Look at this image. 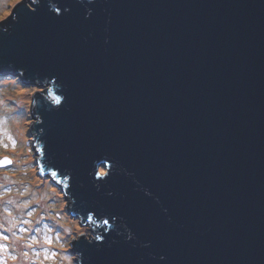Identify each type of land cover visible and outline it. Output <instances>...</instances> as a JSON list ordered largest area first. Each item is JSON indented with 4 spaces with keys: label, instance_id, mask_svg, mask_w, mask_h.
Wrapping results in <instances>:
<instances>
[{
    "label": "water",
    "instance_id": "1",
    "mask_svg": "<svg viewBox=\"0 0 264 264\" xmlns=\"http://www.w3.org/2000/svg\"><path fill=\"white\" fill-rule=\"evenodd\" d=\"M8 74L50 88L31 134L93 222L77 264H264V0H25Z\"/></svg>",
    "mask_w": 264,
    "mask_h": 264
},
{
    "label": "rangeland",
    "instance_id": "2",
    "mask_svg": "<svg viewBox=\"0 0 264 264\" xmlns=\"http://www.w3.org/2000/svg\"><path fill=\"white\" fill-rule=\"evenodd\" d=\"M24 1L0 0V23L12 16L14 8ZM19 79L10 74L0 75V159L5 157L10 162L0 168V207L3 206L4 210L0 212L1 264H23L24 261L39 264L42 257L50 262L77 264L79 254L72 252L74 239L87 234L85 240L90 241L96 236L90 224L82 225L77 217L72 216V203L63 193L62 184L42 174L37 165L38 148L31 134L36 117L32 114L31 102L34 94L46 87L26 84ZM29 183H34V187L28 186ZM45 190L53 191V194L44 199ZM16 196L21 198L24 220L13 216ZM30 196L32 200H29ZM53 206L56 207L47 209ZM13 220V226L7 228V221ZM20 247L33 259H23Z\"/></svg>",
    "mask_w": 264,
    "mask_h": 264
},
{
    "label": "bare ground",
    "instance_id": "3",
    "mask_svg": "<svg viewBox=\"0 0 264 264\" xmlns=\"http://www.w3.org/2000/svg\"><path fill=\"white\" fill-rule=\"evenodd\" d=\"M24 83H26V82H24ZM28 186H30V187H34V183H29V185ZM44 192V199H45V197L47 196V195H50V194H53V191H47V190H45V191H43ZM37 194H39L38 192H37ZM31 195H33V197L34 198H36L35 196V194H31ZM30 199L29 200H32V196H30L29 197ZM56 198V200L59 198V196H57V197H55ZM18 199H19V201H18ZM20 200H21V198H19L18 196H16L14 199H13V203H14V206H15V208L14 209H12V212H13V216H15V217H18V218H20L21 220H24L25 218H24V212L23 211H21V208H22V206L20 205ZM23 201H25V199H23ZM23 201H21V202H23ZM60 201V200H59ZM62 201H60V203H61ZM47 203V202H46ZM45 203V204H46ZM45 204H43V205H45ZM56 206H53V207H47V209L49 210V209H51V208H55ZM17 209H19L20 210V212H21V215L19 214V212H18V210ZM3 206H1L0 207V212L1 213H3ZM14 220L13 221H7V228H11L12 226H13V224H14ZM68 223L70 224V221L68 220ZM86 230V229H85ZM62 243V242H61ZM63 244V243H62ZM41 248H43V247H41ZM60 252V254H62L63 253V251H59ZM19 253H20V256L23 258V259H25V260H28V258H32L33 259V257L32 256H30V255H28V253H26L21 247L19 248ZM50 261H48L47 260V258H45V257H42V258H40V261H39V264H63L61 261H56V262H50ZM16 263V262H15ZM24 263H26V264H28L26 261H24L23 262V264ZM65 264V263H64ZM67 264H69V263H67Z\"/></svg>",
    "mask_w": 264,
    "mask_h": 264
},
{
    "label": "trees",
    "instance_id": "4",
    "mask_svg": "<svg viewBox=\"0 0 264 264\" xmlns=\"http://www.w3.org/2000/svg\"><path fill=\"white\" fill-rule=\"evenodd\" d=\"M20 80V79H19ZM26 84H35V83H33V82H28V83H26ZM36 85V84H35ZM49 90H50V88L49 87H47V88H45V90H44V92H49ZM33 114V113H32ZM47 175H49V176H51L53 179H54V177H53V175H51V174H47ZM60 184H62V183H60ZM62 188H63V193H64V190H65V185L64 184H62ZM92 221L89 223L91 226H93L92 225ZM92 229H93V227H91Z\"/></svg>",
    "mask_w": 264,
    "mask_h": 264
},
{
    "label": "snow or ice",
    "instance_id": "5",
    "mask_svg": "<svg viewBox=\"0 0 264 264\" xmlns=\"http://www.w3.org/2000/svg\"><path fill=\"white\" fill-rule=\"evenodd\" d=\"M57 11H59V10H57ZM57 102H59V98H57ZM104 223L107 224L108 221H104ZM97 239H100V237H97Z\"/></svg>",
    "mask_w": 264,
    "mask_h": 264
},
{
    "label": "flooded vegetation",
    "instance_id": "6",
    "mask_svg": "<svg viewBox=\"0 0 264 264\" xmlns=\"http://www.w3.org/2000/svg\"><path fill=\"white\" fill-rule=\"evenodd\" d=\"M1 258H2V257L0 256V264H1ZM11 264H15V262H12Z\"/></svg>",
    "mask_w": 264,
    "mask_h": 264
},
{
    "label": "clouds",
    "instance_id": "7",
    "mask_svg": "<svg viewBox=\"0 0 264 264\" xmlns=\"http://www.w3.org/2000/svg\"><path fill=\"white\" fill-rule=\"evenodd\" d=\"M82 236V235H81Z\"/></svg>",
    "mask_w": 264,
    "mask_h": 264
}]
</instances>
